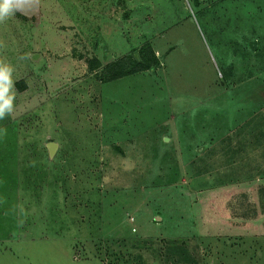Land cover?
Wrapping results in <instances>:
<instances>
[{
	"label": "rangeland",
	"instance_id": "1",
	"mask_svg": "<svg viewBox=\"0 0 264 264\" xmlns=\"http://www.w3.org/2000/svg\"><path fill=\"white\" fill-rule=\"evenodd\" d=\"M0 61V264H264V0H40Z\"/></svg>",
	"mask_w": 264,
	"mask_h": 264
},
{
	"label": "clouds",
	"instance_id": "2",
	"mask_svg": "<svg viewBox=\"0 0 264 264\" xmlns=\"http://www.w3.org/2000/svg\"><path fill=\"white\" fill-rule=\"evenodd\" d=\"M39 6L40 0H0V24L14 17L17 12L22 15L33 14ZM12 71L9 64L0 61V119L13 111L15 93ZM0 131L6 132V129Z\"/></svg>",
	"mask_w": 264,
	"mask_h": 264
},
{
	"label": "trees",
	"instance_id": "3",
	"mask_svg": "<svg viewBox=\"0 0 264 264\" xmlns=\"http://www.w3.org/2000/svg\"><path fill=\"white\" fill-rule=\"evenodd\" d=\"M134 60L129 58L130 65L126 70H124V71L117 70V71L110 73V75H108V76L100 77L101 76L100 75L99 79L101 81H107V80H110L113 78H117V77L124 75V74L135 72V71L140 70V69H150L153 67L152 64H150L147 61H139V59H134ZM115 64H117V62L113 63L114 66H115ZM110 65H112V64H110ZM261 95H262V97H264V93L262 91H261Z\"/></svg>",
	"mask_w": 264,
	"mask_h": 264
},
{
	"label": "water",
	"instance_id": "4",
	"mask_svg": "<svg viewBox=\"0 0 264 264\" xmlns=\"http://www.w3.org/2000/svg\"><path fill=\"white\" fill-rule=\"evenodd\" d=\"M56 145H57V144H56V142H54V141H47V142H46V147H47V149H48V153H49V155H52V153H53V151H54Z\"/></svg>",
	"mask_w": 264,
	"mask_h": 264
},
{
	"label": "crops",
	"instance_id": "5",
	"mask_svg": "<svg viewBox=\"0 0 264 264\" xmlns=\"http://www.w3.org/2000/svg\"><path fill=\"white\" fill-rule=\"evenodd\" d=\"M120 78H121V77H120ZM117 79H118V78H117ZM117 79H116V80H117Z\"/></svg>",
	"mask_w": 264,
	"mask_h": 264
}]
</instances>
